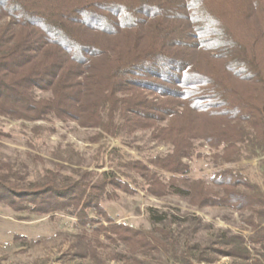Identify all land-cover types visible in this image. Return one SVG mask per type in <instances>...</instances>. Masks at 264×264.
I'll return each instance as SVG.
<instances>
[{
  "label": "trees",
  "instance_id": "obj_1",
  "mask_svg": "<svg viewBox=\"0 0 264 264\" xmlns=\"http://www.w3.org/2000/svg\"><path fill=\"white\" fill-rule=\"evenodd\" d=\"M0 118L74 123L95 131L93 144L149 132L170 152L120 160L118 173L157 198L264 218V190L245 171L189 177L198 147L221 165L264 158V0H0ZM116 170L29 182L0 161V203L68 214L97 243L105 235L150 255L160 238L117 224L102 204L110 189L136 191ZM246 223L253 237L223 234L212 253L264 264V229Z\"/></svg>",
  "mask_w": 264,
  "mask_h": 264
},
{
  "label": "rangeland",
  "instance_id": "obj_2",
  "mask_svg": "<svg viewBox=\"0 0 264 264\" xmlns=\"http://www.w3.org/2000/svg\"><path fill=\"white\" fill-rule=\"evenodd\" d=\"M94 133L74 123H23L0 118V161L10 165L18 177L36 182L50 171L61 172L64 178H74L77 171L86 170L101 174L116 170L120 160L146 162L171 150L152 141L149 132L107 137L98 144L89 141ZM213 155L208 147H198L189 162V177L208 181L223 168L237 167L264 190V158L234 166L217 163ZM119 174L136 191L126 194L110 189L116 195L103 200V206L117 224L153 232L164 245L159 250L143 255L122 242L109 241L105 235L97 243L89 229L68 214L19 213L0 203V264H244L241 259L212 253L211 246L219 248L214 243L223 234L253 237L257 231L248 226V219L264 229V218L252 213L199 209L175 197L157 198L147 193L146 185L134 173ZM169 177L163 176L165 180ZM156 228L166 233L162 235ZM251 250L257 259L256 249ZM202 255L209 259L199 261L197 257Z\"/></svg>",
  "mask_w": 264,
  "mask_h": 264
}]
</instances>
